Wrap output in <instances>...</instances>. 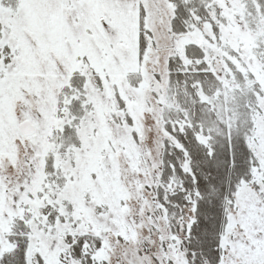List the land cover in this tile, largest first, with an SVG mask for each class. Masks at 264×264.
<instances>
[{"label":"snow or ice","instance_id":"1","mask_svg":"<svg viewBox=\"0 0 264 264\" xmlns=\"http://www.w3.org/2000/svg\"><path fill=\"white\" fill-rule=\"evenodd\" d=\"M0 264H264V0H0Z\"/></svg>","mask_w":264,"mask_h":264}]
</instances>
